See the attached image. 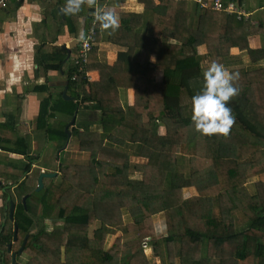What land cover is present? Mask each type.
I'll return each instance as SVG.
<instances>
[{
	"label": "trees",
	"instance_id": "trees-1",
	"mask_svg": "<svg viewBox=\"0 0 264 264\" xmlns=\"http://www.w3.org/2000/svg\"><path fill=\"white\" fill-rule=\"evenodd\" d=\"M10 1L0 9L6 10ZM66 1L57 0L55 26H67L80 41L79 32L85 33L93 20L94 42L82 75L74 80L78 43L67 54L55 48L56 62L47 69H61L70 60L66 87L71 100L45 99L35 128L57 136V150L69 133L78 143L70 152L87 159L76 165L59 162L53 181L43 179L38 193L21 181L12 194L8 179L3 182L0 250L12 240L14 223L17 239L11 253L26 238L16 256L23 262L15 264H151L144 247L152 246L160 264H264V16H258L264 13V0H257V14L244 0H218L223 7L232 4L249 12L247 19L212 10L217 0H200L205 8L196 0H137L142 12H115L120 21L115 31L101 28L93 18L94 2L83 0V19L77 21L78 16L62 11ZM101 41L114 48L112 62L100 58ZM232 49L239 54H231ZM241 54L248 65L241 66ZM213 61L238 73L233 83L239 93L228 102L234 123L227 135H203L191 120L192 97L201 92L203 73ZM94 72L98 81L88 82L84 73ZM84 86L88 95L82 97ZM129 90L132 101L127 104ZM182 94L189 100L186 106ZM80 111L98 113V130L78 120L84 114ZM59 117L62 125L56 128L52 122ZM106 145L139 161L130 164L100 153ZM28 153L27 146L21 149L29 162L26 171L36 159ZM129 172L142 177L129 179ZM184 190L193 194L184 196ZM34 193L41 208L36 222L28 215L33 206L27 205ZM159 214L164 235L155 238L152 218ZM53 218L60 224L49 230L44 222ZM10 263V255L0 252V264Z\"/></svg>",
	"mask_w": 264,
	"mask_h": 264
},
{
	"label": "crops",
	"instance_id": "crops-1",
	"mask_svg": "<svg viewBox=\"0 0 264 264\" xmlns=\"http://www.w3.org/2000/svg\"><path fill=\"white\" fill-rule=\"evenodd\" d=\"M62 1L65 2V0ZM93 2L95 3L93 14L101 10L121 13L142 12V7L137 0H124L119 5H108L107 0H104L105 4L102 5H99V0H93ZM256 2L257 0H244L243 4L249 6V9L252 8L250 10L256 14ZM56 3L57 0H12L6 10L0 9V138L3 140V145L0 147V231L4 227L2 185L12 186L10 193H14L13 188L15 189L21 181H26L28 189L33 187L36 189L39 175L41 173L56 174L57 163L60 162L59 155L55 153L61 145L59 138L53 133L49 136L45 128H35V118L45 99L58 102L68 101L65 99L69 98L66 77L70 60L63 63L61 69H47L56 62L54 60L56 47L67 54L78 43L77 39L71 37L67 26L59 29L60 31L55 26L59 23V20H55L53 13ZM57 9L61 14V8ZM81 12L82 8L74 13L76 17L78 16L77 21L83 19ZM100 46L102 50L100 58L112 62L115 59L114 48L103 41L100 42ZM58 57L56 56V59ZM70 59H73V56ZM88 75L90 77V73ZM96 81H98V75L95 72L91 73L90 82ZM129 93L132 91L126 92L127 104L132 101V95H128ZM80 95L82 97L88 95L87 86L81 88ZM98 117L97 112L91 111L80 121L88 123V128L91 130H98ZM26 146L29 149L28 155L37 159L32 161L27 171L24 168L29 162L21 155V149ZM102 148L108 149V151L104 150L107 153L113 151L107 145ZM57 152L65 153L66 157L77 158L79 161L86 157L85 154H73L70 151L67 154L65 149ZM128 178L131 179L130 176ZM6 179L8 181L4 184L3 180ZM25 196L21 198L24 207ZM28 202L30 203V200ZM14 226L16 225L13 223V237ZM5 227L9 228L6 225ZM19 262L22 263L23 258H20Z\"/></svg>",
	"mask_w": 264,
	"mask_h": 264
},
{
	"label": "clouds",
	"instance_id": "clouds-1",
	"mask_svg": "<svg viewBox=\"0 0 264 264\" xmlns=\"http://www.w3.org/2000/svg\"><path fill=\"white\" fill-rule=\"evenodd\" d=\"M82 2L83 0H67L62 11L65 14L77 13L80 11ZM87 2L91 4L93 0H87ZM93 18H96L103 29L115 31L120 26L119 18L112 10H101L93 14ZM254 24L256 23H251L252 26ZM79 39H85L83 29L79 32ZM86 74L88 75V73ZM203 78L204 83L201 92L192 97L191 120L195 129L203 135L217 133L227 135L234 123V117L231 114L232 110L228 106V102L230 98L239 93V88L234 86L233 83L234 80L238 79V73H229L223 65L213 61L208 69L204 71Z\"/></svg>",
	"mask_w": 264,
	"mask_h": 264
},
{
	"label": "rangeland",
	"instance_id": "rangeland-1",
	"mask_svg": "<svg viewBox=\"0 0 264 264\" xmlns=\"http://www.w3.org/2000/svg\"><path fill=\"white\" fill-rule=\"evenodd\" d=\"M250 1H254V0H250ZM115 7H117V6H115ZM250 9H252V8H250ZM258 16L259 17H263L264 13L262 11H259L258 12ZM187 52L188 51H186V53ZM231 54L236 55V54H239V53H238L237 50L232 49L231 50ZM241 58L243 60V63H242L241 66H244L245 64L248 65L247 64L248 63V59L246 58V55L245 54H241ZM90 79H91V73H90ZM128 95L131 96L132 93H129ZM181 101L183 102L184 105L185 104L187 105L189 100H188V98H187V96L185 94H182L181 95ZM80 112L82 114L84 111H80ZM85 114H88V112L85 111L83 115H79L78 116V120L79 121L83 120V117L85 116ZM52 125L55 126L56 128L60 127L62 125L61 117H59V119L56 118V120H54V122H52ZM77 125H78V122H77ZM77 145H78V143L76 142V138L74 136H71L61 149H65V152H67V154H68L69 151L77 150ZM104 150L108 151V149L101 148L100 149V153L104 152L105 154H111V155H114V156H120V158H123L124 160H129L128 162H130V164H131V162L136 163V162L139 161V160H137L136 158L133 157L135 155L127 156L126 153H124L122 151L118 152V151H115V150L111 151L110 153H107ZM57 151L58 150H56L55 153H57ZM58 159H59L60 163H67V164H75L76 165V164H79L78 162H80L77 158L66 157L65 153H62V154L60 153ZM86 159H87L86 157H83L80 160H81V162H85ZM57 165H58V163H57ZM128 176H130L131 179H136V180H140L141 177H142L141 173H131V172L128 173ZM3 181H6V180H3ZM52 181H53V179H52ZM34 190L36 192V189H34ZM36 193H38V192H36ZM36 193H34L33 194L34 196L31 197L30 203L29 202L27 203V205L29 207H30V205L33 206L32 207V211H30L31 213H29L28 215L34 220V222L39 221V219H40V210H41L40 206H38V198H37V196H35ZM183 194H184V196H189V195L193 194V191L192 190H184ZM123 218H124V220L128 219L125 214H123ZM152 220H153V226H154V230H155V238L162 237L164 235V228L162 227V224L164 222L163 215L159 214L157 216H154L152 218ZM44 224L48 226L49 230H51L53 226H55V225L57 226L60 223H59V221L55 220V218H53V219H50V220H46L44 222ZM94 225H95V227L97 226V224H94ZM116 237H117L116 233L114 235L110 236L107 239V245L110 246L111 243L113 242V240ZM124 240H127V238L124 239ZM145 242H147V240ZM151 242H153V244H155L156 241L154 239ZM144 252H145V255L148 256L151 264H160V258H159L156 246H152V247H148V248L144 247ZM16 259H17L16 262L18 263V259L19 258L17 257Z\"/></svg>",
	"mask_w": 264,
	"mask_h": 264
},
{
	"label": "built area",
	"instance_id": "built-area-1",
	"mask_svg": "<svg viewBox=\"0 0 264 264\" xmlns=\"http://www.w3.org/2000/svg\"><path fill=\"white\" fill-rule=\"evenodd\" d=\"M8 1L9 0H0V8L6 7V4ZM195 2L199 5H202L204 8L207 6L206 3H202L200 0H196ZM212 10L217 11V12H221V11L226 12L227 14L237 13L238 16H243L244 18H248L249 16V13H247L246 11L242 9L236 8L232 4H229L226 7H223L222 4L218 2V0L212 4ZM93 26H94V22L92 21L91 27H89L85 32V39L84 40L79 39L80 41H78V45H77L78 50H77V54L75 57V65L77 66V69H76V73L72 76V80H74L77 75H80L81 73H83L82 65L86 61L87 54L90 51L92 44L94 42ZM84 76L87 78V81H91L89 75L84 73Z\"/></svg>",
	"mask_w": 264,
	"mask_h": 264
},
{
	"label": "water",
	"instance_id": "water-1",
	"mask_svg": "<svg viewBox=\"0 0 264 264\" xmlns=\"http://www.w3.org/2000/svg\"><path fill=\"white\" fill-rule=\"evenodd\" d=\"M64 99H65V96H64ZM65 100L70 101L69 98L68 99L66 98ZM73 120H74V118L71 120L70 124H72ZM65 131H67V128H65ZM69 136H70L69 133H67V139L69 138ZM55 175H56L55 173H52V174L41 173L39 175L38 179H37L36 191H39L42 188V179L43 178H53ZM12 212H13V203L10 201L9 202V211H8V215H9L8 217H9L10 220H12ZM15 235H16V226H14V237H13V240H12V242H9L7 244V251L8 252L10 251V246L13 243V241H16V236ZM25 241H26V238H24V240H23L20 248L17 250L16 254H14V253L11 254V264L15 263L16 256H20L21 255L23 247H24V244H25Z\"/></svg>",
	"mask_w": 264,
	"mask_h": 264
},
{
	"label": "flooded vegetation",
	"instance_id": "flooded-vegetation-1",
	"mask_svg": "<svg viewBox=\"0 0 264 264\" xmlns=\"http://www.w3.org/2000/svg\"><path fill=\"white\" fill-rule=\"evenodd\" d=\"M26 197V196H25ZM21 201H22V199H21ZM30 201H31V198H30ZM11 242V241H10ZM23 242V241H22ZM8 244V243H7ZM7 244H6V250H4V252L2 251V250H0V252L3 254V253H6L7 255H10V257H11V251H7ZM12 245V244H11ZM10 248H11V246H10ZM19 261V260H18ZM11 264V263H10ZM15 264V263H14Z\"/></svg>",
	"mask_w": 264,
	"mask_h": 264
}]
</instances>
